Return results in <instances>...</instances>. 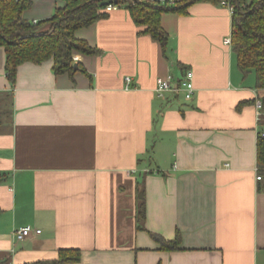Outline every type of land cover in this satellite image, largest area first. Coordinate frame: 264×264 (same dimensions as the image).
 Instances as JSON below:
<instances>
[{
    "label": "crops",
    "instance_id": "obj_1",
    "mask_svg": "<svg viewBox=\"0 0 264 264\" xmlns=\"http://www.w3.org/2000/svg\"><path fill=\"white\" fill-rule=\"evenodd\" d=\"M62 5L31 0L22 17L47 19ZM160 22L164 52L126 8L108 11L75 31L99 55L73 53V74L54 73L52 59L24 62L14 85L0 46V264H264L254 106L264 90L224 42L225 7L197 1ZM188 69L190 99L156 94L158 77L176 83ZM24 226L31 234L15 241ZM150 232L178 233V249ZM61 251L79 260L58 262Z\"/></svg>",
    "mask_w": 264,
    "mask_h": 264
},
{
    "label": "trees",
    "instance_id": "obj_2",
    "mask_svg": "<svg viewBox=\"0 0 264 264\" xmlns=\"http://www.w3.org/2000/svg\"><path fill=\"white\" fill-rule=\"evenodd\" d=\"M197 1L218 5L221 0H64V5L56 7L49 18L38 21L22 17L31 0H0V46L5 50L6 78L14 85L19 65L24 62L39 64L49 59L53 60L54 73L73 74V53H101L86 40L75 37V31L107 17L105 7L109 3L126 8L133 22L144 26V31L159 42L164 52L167 34L161 26V16L167 12L186 13ZM233 4L231 48L237 67L243 76L253 71L256 87L264 90V0H234ZM262 103L264 105V95ZM256 152L257 173L264 187V120L260 122ZM135 193L136 223L140 230L144 229L145 219V194L141 182H137ZM150 235L161 242L163 249H178V233L172 241L155 233L150 232ZM69 260H79V251L60 252L58 262Z\"/></svg>",
    "mask_w": 264,
    "mask_h": 264
},
{
    "label": "built area",
    "instance_id": "obj_3",
    "mask_svg": "<svg viewBox=\"0 0 264 264\" xmlns=\"http://www.w3.org/2000/svg\"><path fill=\"white\" fill-rule=\"evenodd\" d=\"M234 0H221L220 5L225 7L229 13L232 15L234 12ZM117 7L113 4H107L105 7L106 11H111L116 9ZM224 42L226 44L231 45V36L225 38ZM125 81L129 82L130 77L126 76ZM174 78L171 74H168L165 77H158L156 83V94L159 97H162L164 93L169 91H177L182 92L185 99H190L194 92V85H193V72L191 70H186L184 74L181 76L180 79L174 83ZM254 106L256 109L257 119L259 121L264 120V105L262 103V97H258L255 99ZM256 179H260V175L257 173ZM31 228L29 226L19 227L13 231V237L15 241H22L27 236L31 234ZM35 233H40V229H35Z\"/></svg>",
    "mask_w": 264,
    "mask_h": 264
},
{
    "label": "water",
    "instance_id": "obj_4",
    "mask_svg": "<svg viewBox=\"0 0 264 264\" xmlns=\"http://www.w3.org/2000/svg\"><path fill=\"white\" fill-rule=\"evenodd\" d=\"M77 68H78L77 62H74L73 63V70L75 71V70H77Z\"/></svg>",
    "mask_w": 264,
    "mask_h": 264
}]
</instances>
